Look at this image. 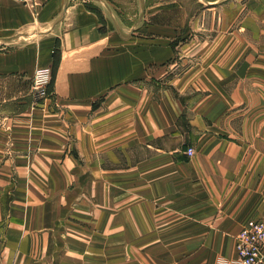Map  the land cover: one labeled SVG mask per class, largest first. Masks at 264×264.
Returning a JSON list of instances; mask_svg holds the SVG:
<instances>
[{
    "label": "crops",
    "instance_id": "0c3cea01",
    "mask_svg": "<svg viewBox=\"0 0 264 264\" xmlns=\"http://www.w3.org/2000/svg\"><path fill=\"white\" fill-rule=\"evenodd\" d=\"M192 1L0 0V264L236 260L264 219V0Z\"/></svg>",
    "mask_w": 264,
    "mask_h": 264
},
{
    "label": "built area",
    "instance_id": "2783aa9c",
    "mask_svg": "<svg viewBox=\"0 0 264 264\" xmlns=\"http://www.w3.org/2000/svg\"><path fill=\"white\" fill-rule=\"evenodd\" d=\"M50 67H37L31 79L33 96L41 98L47 95L51 81ZM188 157L193 149L186 151ZM236 260L226 264H264V219H249L241 227L235 239Z\"/></svg>",
    "mask_w": 264,
    "mask_h": 264
},
{
    "label": "rangeland",
    "instance_id": "374dc122",
    "mask_svg": "<svg viewBox=\"0 0 264 264\" xmlns=\"http://www.w3.org/2000/svg\"><path fill=\"white\" fill-rule=\"evenodd\" d=\"M188 2L193 3L192 0H188ZM51 72H52V69H51ZM51 82H52V76H51L50 84H49V86L47 88V95L45 97L38 98V97L33 96L32 93H29L30 96L27 98V99H29V101L27 103L30 104V102H32L34 105H37L38 103H40V101L44 100L45 98H47V97L49 98L50 97V93L49 92H50L51 85H52ZM124 258L127 259L126 256H124Z\"/></svg>",
    "mask_w": 264,
    "mask_h": 264
},
{
    "label": "trees",
    "instance_id": "16d2710c",
    "mask_svg": "<svg viewBox=\"0 0 264 264\" xmlns=\"http://www.w3.org/2000/svg\"><path fill=\"white\" fill-rule=\"evenodd\" d=\"M57 58H58V50L57 48L54 50L53 52V59H54V64H55V61H57ZM53 76H54V71L52 69V81H53ZM52 83V82H51Z\"/></svg>",
    "mask_w": 264,
    "mask_h": 264
}]
</instances>
